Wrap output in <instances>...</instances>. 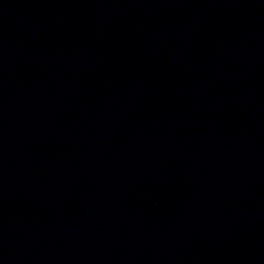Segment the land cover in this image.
Segmentation results:
<instances>
[{
	"label": "water",
	"instance_id": "water-1",
	"mask_svg": "<svg viewBox=\"0 0 264 264\" xmlns=\"http://www.w3.org/2000/svg\"><path fill=\"white\" fill-rule=\"evenodd\" d=\"M0 264H264V0H0Z\"/></svg>",
	"mask_w": 264,
	"mask_h": 264
}]
</instances>
